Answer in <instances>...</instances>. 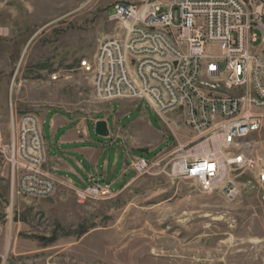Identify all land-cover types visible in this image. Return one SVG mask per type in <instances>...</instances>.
Masks as SVG:
<instances>
[{
  "label": "rangeland",
  "instance_id": "1",
  "mask_svg": "<svg viewBox=\"0 0 264 264\" xmlns=\"http://www.w3.org/2000/svg\"><path fill=\"white\" fill-rule=\"evenodd\" d=\"M124 1L0 0V264H264L257 182L264 119L260 131L234 150L254 164L236 174L239 197L232 202L168 176L169 153L194 134L180 113L161 118L146 102L139 111L162 137L140 131L149 152L136 156L151 159L164 151L159 167L109 198L80 202L66 184L43 199L16 194L10 163L16 124L24 115L39 122L50 108L97 110L92 77L79 66L103 41L123 35L108 17ZM253 34L258 41L251 50L264 57L260 32Z\"/></svg>",
  "mask_w": 264,
  "mask_h": 264
},
{
  "label": "built area",
  "instance_id": "2",
  "mask_svg": "<svg viewBox=\"0 0 264 264\" xmlns=\"http://www.w3.org/2000/svg\"><path fill=\"white\" fill-rule=\"evenodd\" d=\"M113 9L108 19L123 35L103 41L79 66L91 75L94 96L143 100L161 118L180 113L194 139L177 142L168 176L236 200V174L254 162L234 150L264 119V57L251 50L254 31L264 44V0H125ZM162 161L135 157L130 167L140 177ZM10 163L17 195L43 199L55 191L35 117L24 115L16 124ZM257 182L264 206V167ZM113 194L96 179L76 191L80 202Z\"/></svg>",
  "mask_w": 264,
  "mask_h": 264
},
{
  "label": "crops",
  "instance_id": "3",
  "mask_svg": "<svg viewBox=\"0 0 264 264\" xmlns=\"http://www.w3.org/2000/svg\"><path fill=\"white\" fill-rule=\"evenodd\" d=\"M96 101L97 110L92 113L50 108L40 116L44 168L57 185L66 184L78 191L91 179H96L109 185L111 190L118 187L113 192L117 194L138 178L130 167L131 160L138 157L136 153L149 152L148 144L137 137L138 133L142 131L153 138H161L162 133L152 126L143 111H139L143 100ZM138 111L132 120V114ZM99 121L106 124V137L95 133ZM163 152L148 160L156 163L165 157Z\"/></svg>",
  "mask_w": 264,
  "mask_h": 264
},
{
  "label": "water",
  "instance_id": "4",
  "mask_svg": "<svg viewBox=\"0 0 264 264\" xmlns=\"http://www.w3.org/2000/svg\"><path fill=\"white\" fill-rule=\"evenodd\" d=\"M95 133L100 137H106L108 135L105 122L99 121L96 123Z\"/></svg>",
  "mask_w": 264,
  "mask_h": 264
}]
</instances>
